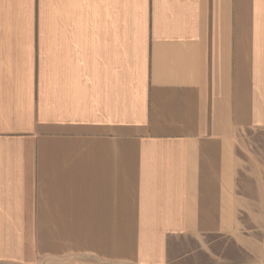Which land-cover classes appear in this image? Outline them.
I'll return each mask as SVG.
<instances>
[{
    "label": "crops",
    "instance_id": "1",
    "mask_svg": "<svg viewBox=\"0 0 264 264\" xmlns=\"http://www.w3.org/2000/svg\"><path fill=\"white\" fill-rule=\"evenodd\" d=\"M251 160L264 0H0V264H263Z\"/></svg>",
    "mask_w": 264,
    "mask_h": 264
},
{
    "label": "rangeland",
    "instance_id": "2",
    "mask_svg": "<svg viewBox=\"0 0 264 264\" xmlns=\"http://www.w3.org/2000/svg\"><path fill=\"white\" fill-rule=\"evenodd\" d=\"M260 160H251V164L245 170L247 179L243 182V189L253 195L252 211L243 215L245 227L242 228L245 234H250L262 243L261 255H264V181L251 179L256 174L264 179V165L259 164ZM254 176V177H255ZM211 250H206L213 255V264H249L247 257L240 255L235 245L212 243ZM222 249V250H221ZM224 249V250H223ZM220 257H223L220 259ZM212 258V257H211ZM264 264V263H263Z\"/></svg>",
    "mask_w": 264,
    "mask_h": 264
}]
</instances>
